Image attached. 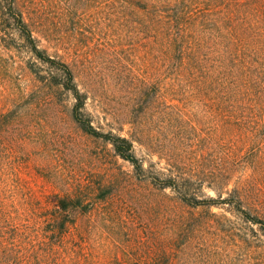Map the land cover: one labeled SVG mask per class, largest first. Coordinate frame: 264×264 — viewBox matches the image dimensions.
I'll return each instance as SVG.
<instances>
[{
    "label": "rangeland",
    "instance_id": "rangeland-1",
    "mask_svg": "<svg viewBox=\"0 0 264 264\" xmlns=\"http://www.w3.org/2000/svg\"><path fill=\"white\" fill-rule=\"evenodd\" d=\"M17 3L41 47L72 67L93 124L130 138L148 171L138 176L110 143L85 133L71 94L38 80L18 41L7 48L0 39V93L20 91L27 103L0 128V194L12 212L29 214L0 228V241L27 254L57 198L79 194L94 205L73 213L71 234L104 264L165 255L173 264H264L258 225L228 204L191 206L150 178L178 176L197 199L225 198L246 183V208L264 218V126L237 122L215 85L181 75L159 25L130 0Z\"/></svg>",
    "mask_w": 264,
    "mask_h": 264
},
{
    "label": "trees",
    "instance_id": "trees-1",
    "mask_svg": "<svg viewBox=\"0 0 264 264\" xmlns=\"http://www.w3.org/2000/svg\"><path fill=\"white\" fill-rule=\"evenodd\" d=\"M130 3L145 8L150 22L159 25L166 56L177 60L175 64L181 75L199 76L215 85L214 91L227 101L228 108L223 106L222 110L239 116L237 122H248L254 130L264 126V0H130ZM0 39L7 48H15L14 43L18 41L32 57L33 61L28 62L30 72L49 88L71 94L74 99L72 118L85 133L110 143L117 155L133 165L138 176H147L148 169L136 155L130 138L100 131L93 124L86 110L87 95L79 89L72 67L41 47L17 0H0ZM0 88L7 93V86L1 84ZM0 95L9 100L6 104L0 102V128H4L21 115L27 103L24 105L20 91ZM0 137L3 136L0 134ZM253 139L250 135L247 140ZM150 178L161 187L174 190L191 206L228 204L264 233V218L245 206V199L253 192L246 183L228 192L225 198L197 199L188 196L178 176L162 179L154 174ZM85 197L79 194L58 197L54 210L45 213L44 225L37 229L38 245L30 252L28 249L27 254L22 246L0 241V264H104L89 251L87 242L71 234L73 213L88 212L94 205L93 200ZM28 215L25 210L12 212L4 205L0 194V228L15 220L28 221ZM28 254L32 256L30 262H27ZM18 256H26L25 261H17ZM115 262L124 263L117 258ZM129 264L173 262L165 255Z\"/></svg>",
    "mask_w": 264,
    "mask_h": 264
}]
</instances>
